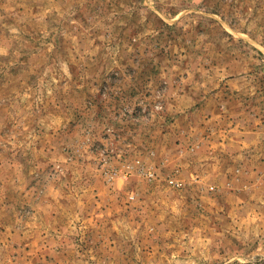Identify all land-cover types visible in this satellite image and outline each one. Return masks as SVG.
<instances>
[{
	"label": "rangeland",
	"instance_id": "1",
	"mask_svg": "<svg viewBox=\"0 0 264 264\" xmlns=\"http://www.w3.org/2000/svg\"><path fill=\"white\" fill-rule=\"evenodd\" d=\"M0 264H264V0H0Z\"/></svg>",
	"mask_w": 264,
	"mask_h": 264
},
{
	"label": "crops",
	"instance_id": "2",
	"mask_svg": "<svg viewBox=\"0 0 264 264\" xmlns=\"http://www.w3.org/2000/svg\"><path fill=\"white\" fill-rule=\"evenodd\" d=\"M236 143L238 144V147H236L238 149V153H241V151L243 150V148L240 147L241 142H239L238 140L236 141Z\"/></svg>",
	"mask_w": 264,
	"mask_h": 264
},
{
	"label": "built area",
	"instance_id": "3",
	"mask_svg": "<svg viewBox=\"0 0 264 264\" xmlns=\"http://www.w3.org/2000/svg\"><path fill=\"white\" fill-rule=\"evenodd\" d=\"M170 183L177 184L178 186H181L179 183H175V181H173V180Z\"/></svg>",
	"mask_w": 264,
	"mask_h": 264
}]
</instances>
